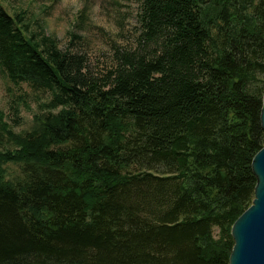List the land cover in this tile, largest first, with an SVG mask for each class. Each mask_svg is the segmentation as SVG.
Returning <instances> with one entry per match:
<instances>
[{
	"label": "trees",
	"instance_id": "obj_1",
	"mask_svg": "<svg viewBox=\"0 0 264 264\" xmlns=\"http://www.w3.org/2000/svg\"><path fill=\"white\" fill-rule=\"evenodd\" d=\"M23 16L0 2V71L48 99L0 121V264H228L264 146V0H138V47L99 75Z\"/></svg>",
	"mask_w": 264,
	"mask_h": 264
},
{
	"label": "rangeland",
	"instance_id": "obj_2",
	"mask_svg": "<svg viewBox=\"0 0 264 264\" xmlns=\"http://www.w3.org/2000/svg\"><path fill=\"white\" fill-rule=\"evenodd\" d=\"M0 2L11 14L24 11L28 36L34 34L38 40L42 27L43 35L54 39L60 50L83 55L86 70L93 75L114 65L118 52L138 47V0ZM47 99L46 92L33 93L24 83L13 85L0 71V121H8L13 131L31 127L34 114Z\"/></svg>",
	"mask_w": 264,
	"mask_h": 264
},
{
	"label": "water",
	"instance_id": "obj_3",
	"mask_svg": "<svg viewBox=\"0 0 264 264\" xmlns=\"http://www.w3.org/2000/svg\"><path fill=\"white\" fill-rule=\"evenodd\" d=\"M259 120L264 133V91ZM251 169L256 178L254 197L231 225L228 264H264V146L253 155Z\"/></svg>",
	"mask_w": 264,
	"mask_h": 264
}]
</instances>
